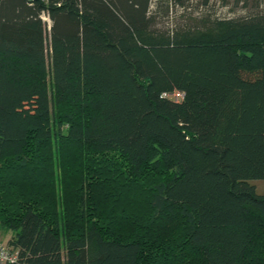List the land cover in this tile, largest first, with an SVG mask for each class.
I'll use <instances>...</instances> for the list:
<instances>
[{
    "label": "trees",
    "instance_id": "1",
    "mask_svg": "<svg viewBox=\"0 0 264 264\" xmlns=\"http://www.w3.org/2000/svg\"><path fill=\"white\" fill-rule=\"evenodd\" d=\"M148 1L0 0V264H264V13Z\"/></svg>",
    "mask_w": 264,
    "mask_h": 264
},
{
    "label": "rangeland",
    "instance_id": "2",
    "mask_svg": "<svg viewBox=\"0 0 264 264\" xmlns=\"http://www.w3.org/2000/svg\"><path fill=\"white\" fill-rule=\"evenodd\" d=\"M148 8L157 11L156 26L170 30L175 24L189 21L191 17L200 14L236 17L264 13V0H149ZM42 19L48 27L51 23L50 17ZM252 182L257 192L261 193L264 189L263 179L255 178ZM2 234L1 242L6 243L5 239L11 231Z\"/></svg>",
    "mask_w": 264,
    "mask_h": 264
},
{
    "label": "built area",
    "instance_id": "3",
    "mask_svg": "<svg viewBox=\"0 0 264 264\" xmlns=\"http://www.w3.org/2000/svg\"><path fill=\"white\" fill-rule=\"evenodd\" d=\"M41 17L45 18L48 17V13L43 11L41 13ZM182 94V92L175 91L172 93V96L174 98H178V96ZM163 95H168L163 93ZM16 257V252L11 249L6 243L0 242V263L6 262V261H12Z\"/></svg>",
    "mask_w": 264,
    "mask_h": 264
},
{
    "label": "crops",
    "instance_id": "4",
    "mask_svg": "<svg viewBox=\"0 0 264 264\" xmlns=\"http://www.w3.org/2000/svg\"><path fill=\"white\" fill-rule=\"evenodd\" d=\"M8 232H9V230L6 231L4 229H0V242L3 239V234L2 233H8ZM9 236H10V234L6 237L5 242H7V239L9 238Z\"/></svg>",
    "mask_w": 264,
    "mask_h": 264
}]
</instances>
